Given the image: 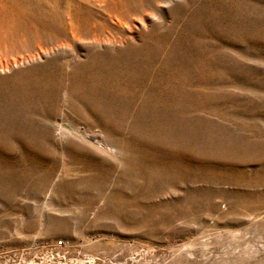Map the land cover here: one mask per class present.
<instances>
[{"label": "rangeland", "instance_id": "obj_1", "mask_svg": "<svg viewBox=\"0 0 264 264\" xmlns=\"http://www.w3.org/2000/svg\"><path fill=\"white\" fill-rule=\"evenodd\" d=\"M264 264V0H0V264Z\"/></svg>", "mask_w": 264, "mask_h": 264}, {"label": "bare ground", "instance_id": "obj_2", "mask_svg": "<svg viewBox=\"0 0 264 264\" xmlns=\"http://www.w3.org/2000/svg\"><path fill=\"white\" fill-rule=\"evenodd\" d=\"M88 263H89V264H95V262H94V261H92V259H91V260H89V261H88Z\"/></svg>", "mask_w": 264, "mask_h": 264}]
</instances>
